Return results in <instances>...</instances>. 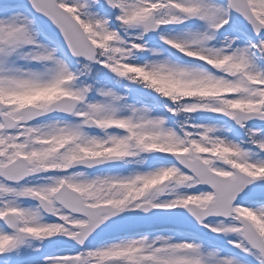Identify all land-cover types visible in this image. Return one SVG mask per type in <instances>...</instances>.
I'll return each instance as SVG.
<instances>
[{"label":"snow or ice","instance_id":"1","mask_svg":"<svg viewBox=\"0 0 264 264\" xmlns=\"http://www.w3.org/2000/svg\"><path fill=\"white\" fill-rule=\"evenodd\" d=\"M0 264H264V0H0Z\"/></svg>","mask_w":264,"mask_h":264}]
</instances>
